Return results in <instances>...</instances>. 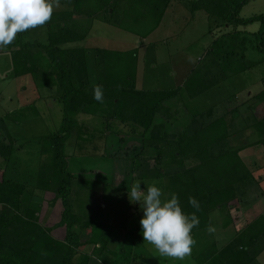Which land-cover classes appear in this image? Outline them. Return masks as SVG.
<instances>
[{
	"label": "trees",
	"instance_id": "trees-1",
	"mask_svg": "<svg viewBox=\"0 0 264 264\" xmlns=\"http://www.w3.org/2000/svg\"><path fill=\"white\" fill-rule=\"evenodd\" d=\"M171 1L59 0L62 9L53 10L45 25L18 33L11 44L0 47V52L16 48L13 67L14 70H23L14 77L42 70L54 78L59 89L55 99L60 102L62 116L58 129L40 141V158L46 157L47 161L38 163L34 186L35 189L52 192L54 200L61 202L60 219L52 227H45L29 217L27 211L21 212L24 185L5 179L0 171V264H76V256L80 258L77 264H88L91 258L98 260L104 253L115 255L114 251L106 249L112 238L113 226L89 217L79 226V218L73 211L71 192L74 177L68 171L63 149L74 127L70 116L76 114L96 115L101 111L105 119L139 126L143 130L141 150L144 147L153 149L157 153L156 162H160L163 154L183 163L192 162L189 167L179 166L162 174L166 195L176 193L182 210L194 212L198 218L191 235L210 231V228H225L229 224L228 213L232 204L237 200L248 204L253 197L251 193L260 189L264 175L256 177L254 174L256 171L263 173L264 165L253 164L255 167L249 168L243 162L241 152L262 146L264 149V112L261 118H256L250 111L253 105L242 104L230 110L223 108V103L232 101L236 93L231 92L225 97L220 89L223 82L256 64L248 61L245 55L248 31H236L235 27L257 24L253 33L255 42L249 47L264 54V15L239 16L240 9L250 0H174V18L176 13H180L176 8L178 3L189 11L186 21H192L201 12L206 22L213 20L215 28H223L205 47L184 84L174 89L136 90V49L122 52L81 44L92 21L144 39L160 25L166 11L172 10ZM38 29L46 30L45 40L25 42V37ZM181 32L185 33L180 30L178 34ZM197 35L192 42L199 39ZM71 44L75 45L69 46ZM180 51L175 49L174 55ZM35 54L39 56L37 60L29 59ZM263 60L264 57L259 62ZM90 67L94 73L92 80L88 76ZM261 82L264 83V77H261ZM93 85L102 86L103 102L93 100ZM211 91L215 92L214 96L222 94L224 98L211 105L204 101L205 107L196 111L189 109L191 100L205 94L207 97ZM214 96H209V99ZM250 99L254 104L261 103L264 108V87ZM7 118L2 117L0 122ZM246 130H252L255 139L252 135L250 140L248 135L245 140L242 133ZM121 140L125 141V138ZM6 142H3L4 146L0 145L2 167L6 162L8 164L12 150H15L11 143ZM147 165L146 162L145 169L151 171ZM144 171L138 173V180H144ZM249 191L251 196L246 198ZM189 197L199 202L198 210L188 204ZM56 228H64L63 242L53 236ZM93 233L104 239L96 240L95 255L82 252ZM219 242L220 245L214 240L203 246L200 254L194 256L196 264L257 262L264 252V214L248 221L227 241Z\"/></svg>",
	"mask_w": 264,
	"mask_h": 264
},
{
	"label": "rangeland",
	"instance_id": "rangeland-1",
	"mask_svg": "<svg viewBox=\"0 0 264 264\" xmlns=\"http://www.w3.org/2000/svg\"><path fill=\"white\" fill-rule=\"evenodd\" d=\"M183 1L185 0H180V2ZM169 5L172 10H167L163 18L162 29L166 27L165 32L159 30L157 38L147 39L146 42H151L153 46L156 43L159 45L160 42L166 43L174 36L170 43L171 48L168 51V57L171 55L170 59L175 65L174 68L179 69L178 72L174 71L176 73L174 88H177L184 84L189 73L185 68L189 67L191 63L195 64L197 62L201 57L200 55L204 53L205 47L223 31V28H215L212 23L213 20L206 22V18L201 12H198L192 21H186L189 11L178 3L176 8L180 13H176L177 16L174 18V0ZM60 9H62V6L59 4L54 8V10ZM259 14L264 15V0H250L239 12V16L243 18ZM98 24L104 27V31L108 36V32H111L114 36L117 34L131 36L126 32L117 30L115 27L103 23ZM256 25L235 27L236 31L243 29L248 31L246 36L249 43L245 55L248 61L256 62V64L250 70L234 75L223 82L220 89L225 97L231 92L236 93V97L232 101L223 103V108L230 110L242 104L253 105L250 111L254 117L261 118L264 112L263 105L261 103L254 104L250 99L264 87V83H260L261 77H264V60L259 62L264 54L249 47L251 43L254 44L255 42L253 33L257 30ZM210 28L216 33L215 35H212ZM180 30L185 33L178 34ZM232 30L234 31V29ZM196 35L199 39L192 42ZM45 38V29L33 30L25 37V42L26 40L43 42ZM107 44L102 43L101 46H106L107 49L116 48V45ZM175 49L181 50L179 54L174 55ZM15 50L16 48H10V50L5 49L0 52V119L4 116L9 117L0 122V145L4 146L3 142L7 141V144L11 143L15 148V150H12V176L9 174L10 167L3 168L0 166V171L4 174L5 179H12L24 185L25 190L24 196L21 198L20 211L23 213L27 211L29 217H32L41 225L52 227L60 219L61 202L54 200L52 192L41 191V189H35L34 186L37 181L38 163L47 161L46 157L40 158L42 146L40 141L58 129L62 117L60 102L55 99L59 89L54 84H46L42 77L43 83L35 91L36 85L32 82L31 73L14 77L17 72L23 70V68L14 70L13 63L16 54L13 51ZM161 54L165 56L167 53L160 52ZM38 58L39 56H36V54L29 57L33 60ZM77 71L79 72V69ZM40 72L36 74L40 76ZM150 85L152 84H148V86ZM148 86L142 84L141 89L136 88V90L158 91L148 88ZM214 94L215 92L211 91L207 97H205V94L191 100L188 103L189 109L196 111L205 107L203 106L204 101L211 105L224 98L222 94L216 96ZM211 95L214 96L213 99H209ZM23 104L27 107V110L23 107ZM18 105L22 106L12 114V108ZM103 114L100 111L96 115L76 114L70 116L74 122V127L64 142L63 152L67 158L68 170L75 176L86 177L85 180L75 181L71 192L74 213L79 218V226L85 223L88 216L107 225L113 224V221L112 223L109 221V216L105 212L110 209L114 211L113 218L116 222L125 218L124 211L129 212L130 215L134 214L139 207L136 203L130 202L127 196V189L134 182H140V187L143 189V187L146 188L148 184L155 181L156 185L167 196L163 189L162 174L176 170L179 166L189 167L192 165L191 161L183 163L179 159L173 160L169 154H163L160 157V162H156L157 153L153 149L144 147L141 150L142 128L131 123L121 127V124L115 120L105 119ZM251 131L246 130L242 133L245 140L253 133ZM248 132L249 134H247ZM9 138L14 141L9 140ZM123 138H125V141L121 140ZM163 150L164 148L161 151ZM249 154L253 158H257L258 155L259 160H264V154L257 153L256 149H251ZM146 162L151 171L145 169ZM143 171L145 178L140 181L137 179V175ZM29 174L31 175L29 176ZM254 175L260 177L264 175V172L255 173ZM251 195H253L256 206H253L252 209L247 202L237 200L229 210V224L225 228L215 227L210 228V231L193 233L191 236L195 243L192 246L191 253L182 260L161 255L147 241L136 240L134 234L128 239L116 238L118 227L113 226L114 229L110 233L112 238L111 241L107 242L106 249L114 251L115 255L111 256L104 253L98 260L95 257L91 258L88 264H196L194 259L200 254V249L203 246L214 240L220 245L219 240H221V243L227 241L235 231L240 230L248 221L264 213V179L260 189L251 193ZM251 195L249 191L246 198ZM137 212H139L138 217L140 218L142 212L140 209ZM132 222V220H129V225L133 224ZM77 227L76 230L78 231L79 228ZM137 229L141 233L140 226ZM96 233H98V229H96ZM52 234L58 240L64 241V228H56ZM97 236L98 234L95 233L90 236L88 245L82 248V252L91 253V255L97 253L94 246L96 240H104ZM192 251L195 256L194 259L191 258ZM146 256L147 259H145ZM79 260V256H76L74 263L77 264ZM256 261L253 264H264V252Z\"/></svg>",
	"mask_w": 264,
	"mask_h": 264
},
{
	"label": "clouds",
	"instance_id": "clouds-1",
	"mask_svg": "<svg viewBox=\"0 0 264 264\" xmlns=\"http://www.w3.org/2000/svg\"><path fill=\"white\" fill-rule=\"evenodd\" d=\"M58 3L59 0H0V47L11 44L18 33L45 25ZM92 98L103 102L102 86L93 85ZM140 185L134 182L127 189V196L142 212L139 226L143 241L163 256L184 259L195 243L191 230L198 224L197 216L184 212L177 194L165 196L155 181L143 189ZM188 204L199 209L194 197L188 198Z\"/></svg>",
	"mask_w": 264,
	"mask_h": 264
},
{
	"label": "crops",
	"instance_id": "crops-1",
	"mask_svg": "<svg viewBox=\"0 0 264 264\" xmlns=\"http://www.w3.org/2000/svg\"><path fill=\"white\" fill-rule=\"evenodd\" d=\"M98 23L99 22H97V21H92L91 28L89 30L88 35L86 36L84 41H82V43H81L84 47L85 46H88L90 48H93V47L104 48L105 47L107 49L106 46L103 47L101 45H102V43H105V44L108 43L111 45H116L115 46L116 48H109L110 50H118V51L124 52V51H130L131 49H136L137 50V53H136L137 62H136V73H135V86H136V88H140V86L142 84H146L147 86H148V84H152V85L148 86V88H151L154 90L174 89V81H175L174 76L176 74L174 71L178 72L179 69H177V67L174 68L175 65H173V63L170 59L171 55H169V57H168V54H169L168 51L171 48L170 43L174 39V36L169 41H167L166 43L160 42L159 45L156 43L153 46L151 42H146L147 39L151 40V39L157 38L159 30L162 32H165L166 27L164 29H162L163 20L161 21L160 25L151 34H149L144 39H141L140 37H137V36L130 34L128 32H126V33L130 34L131 35L130 37H128L126 34L125 35L117 34L116 36H114V35H112L111 32H108L109 33V36H108V34L105 33V31H104V27H102ZM96 24H98V25H96ZM116 29L119 31L125 32L121 29H118V28H116ZM38 30H41V29H38ZM74 45L75 44H71L69 46H74ZM173 45H174V43H173ZM160 52L161 53L165 52L167 54L165 56H162V54L160 55ZM90 64L91 63H89V65ZM193 66H194V63H191V65L185 69L187 71H190L193 68ZM91 69H92V67L89 68L90 73H88L89 80H92V76L94 74ZM38 72H40V71H38ZM38 72H33L30 74L32 82H34V84L37 86V87L35 86V88H36L35 91L41 87V83H43V79L46 82V84H54V86H57V84L54 81V78L48 72H42V73L40 72L41 73L40 76L36 74ZM42 77H43V79H42ZM78 77H80V76H78ZM83 78L84 77H82V79ZM40 79H42V80H40ZM48 97H50V96H48ZM20 106H22V105H18L15 108H12V111H11L12 114L15 113L16 111H18V109H20ZM23 107L27 110V107L25 105ZM124 125H126V124H121L120 126L122 127ZM252 135L253 134H250V137H249L250 140H251ZM253 138L255 139L254 135H253ZM251 149H256L257 153L259 152V154H262V153L264 154L263 146L260 148H250V149H246V150L242 151L241 152L242 160L245 163V165L246 166L249 165V168L255 167V166H253V164H258L259 166H263L264 160H259L258 155H257V158H253L248 153L249 150H251ZM11 166H12V156L8 160V164L6 162V164L3 166V168H6V167L11 168L9 174L12 176V167ZM70 173L73 175L72 172H70ZM256 173H260V172L256 171ZM30 175L31 174H29V176ZM73 177H74V182L77 180H81V179L85 180V178H86V177H78L77 175L76 176L73 175ZM72 204H73V202H72ZM248 204L252 207V209H253V206H256V204H254L253 197H251L249 199ZM73 211H74V207H73ZM137 211H139V209L136 210V212H134V214H132V215H130L129 212L127 213L124 211L123 215L125 216V218H123L117 222L113 218L114 217V211L113 210L110 209L109 211H105V212H107V214L109 216L110 220L109 219L108 220L111 223L113 221V224H111V225L118 227L116 238L128 239V237H130L131 235L134 234L135 235L134 238H136V240H139V241L143 240L140 231L137 229V227L139 226V219H140L138 217L139 212H137ZM89 218H91V217H89ZM96 220H98V219H96ZM129 220H132L133 224L129 225L130 224ZM191 258L194 259L193 251H192Z\"/></svg>",
	"mask_w": 264,
	"mask_h": 264
}]
</instances>
